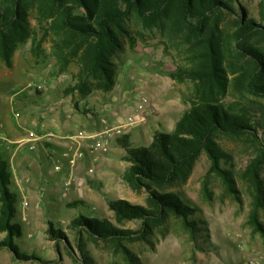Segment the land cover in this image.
<instances>
[{"label": "trees", "instance_id": "1", "mask_svg": "<svg viewBox=\"0 0 264 264\" xmlns=\"http://www.w3.org/2000/svg\"><path fill=\"white\" fill-rule=\"evenodd\" d=\"M35 13L37 28H31L29 13ZM254 17L242 0H0V59L12 66L17 46L28 40L31 52L40 57L41 45L51 44L55 62L49 74L56 76L76 66L74 84L66 93L86 97L94 90L109 91L115 83L114 57L123 49V39L133 42L130 21L156 27L167 36L182 56L171 75L179 81H191L186 96L188 108L171 131L155 132L147 145L133 146L129 134L117 137L126 151L129 165L123 175L135 189L147 193L146 204H134L119 198L108 202L115 222L109 218L79 213L67 228L74 234L79 264H95L87 243H107L133 257L125 243L148 234L158 220L175 216L195 233V221L189 219L193 207L175 191L164 188L183 184L191 175L202 152L210 159L211 169L226 180L230 171L221 166L225 156L220 140L240 141L255 156L245 168L251 195L249 221L264 237L259 210H264V0H258ZM231 97V98H229ZM77 106V104H75ZM7 159L0 153V249L8 248L15 259L34 255L23 253L14 243L22 234L15 221L18 196L10 187ZM232 181V180H231ZM230 185V184H229ZM75 201L72 207L82 205ZM130 220H140L137 230L121 228ZM50 239L70 243L63 228L49 223Z\"/></svg>", "mask_w": 264, "mask_h": 264}, {"label": "rangeland", "instance_id": "2", "mask_svg": "<svg viewBox=\"0 0 264 264\" xmlns=\"http://www.w3.org/2000/svg\"><path fill=\"white\" fill-rule=\"evenodd\" d=\"M254 17L258 15V0H242ZM35 13H29L31 28H37ZM133 42L123 39V49L114 57L115 83L111 90H94L89 93V102L81 100L78 94V107L72 96L73 107L87 118H91L99 130L102 129L101 117L106 116L111 122L119 116L133 111L139 94H146L151 100L150 113L145 122L132 128L128 133L129 142L133 146L147 145L155 132L171 131L175 122L188 108L186 96L192 90L189 80L179 82L172 77L177 64H181L182 56L173 42L156 27H145L130 21ZM40 57L31 52L30 40L17 46L12 56V66L7 67L0 59V117L4 108L8 109L10 119L15 111L28 113L26 107L16 106V100L27 98L23 88L46 92L49 98H57L60 92L74 84L72 74L76 66L70 64L67 71L51 76L49 70L55 59L51 55V44L45 40L41 45ZM48 72V73H47ZM48 76L54 86L60 82L58 89L48 85ZM51 82V81H50ZM51 82V84H53ZM29 83L31 85H29ZM38 86H41L40 88ZM20 91V93H17ZM37 92V91H36ZM17 93V94H15ZM35 93V92H34ZM72 93V92H71ZM67 95V94H66ZM87 97V96H86ZM231 98V97H229ZM12 100V102H11ZM84 127V126H83ZM79 127L80 129H84ZM78 128V129H79ZM225 156L220 163L231 173V180L211 169L210 159L202 152L197 159L191 175L185 183L164 188L175 191L190 204L194 211L189 219L195 221V233L192 237L182 221L169 216L158 220L150 232L140 239L125 243L133 262L122 252H116L103 242H88L86 249L95 264H264V237L255 231L249 221L251 195L245 168L255 153L240 141L228 138L220 140ZM0 148L4 144L0 142ZM39 149L37 154H39ZM126 151L117 137L112 138L108 151L97 154V160H82L73 171L72 180L67 184V171L55 172L52 180L39 183L27 180L31 176L23 165L9 168L12 173L11 188L19 191L16 204L17 221L22 234L14 237L23 253L34 255V258L19 260L20 264H79L68 253L78 258L73 231L67 226L71 219L82 213L90 217L109 218L115 222L108 202L119 198L134 204H146L147 193L143 189L132 188L123 175L129 165L125 159ZM7 159L5 156H3ZM47 174L54 172L53 160L47 159ZM63 164L66 166L65 161ZM51 165V166H50ZM89 166L94 167L92 174H87ZM261 178L264 180V162L261 167ZM27 185L25 196H21L22 185ZM30 187V185H32ZM230 184V185H229ZM23 200L28 205L23 207ZM82 205L72 207L75 201ZM259 217L264 224V210H259ZM63 228L68 234V246L50 239L47 233L49 223ZM121 228L137 230L140 220H130L117 224ZM5 233H0V240ZM70 249V250H71Z\"/></svg>", "mask_w": 264, "mask_h": 264}, {"label": "crops", "instance_id": "3", "mask_svg": "<svg viewBox=\"0 0 264 264\" xmlns=\"http://www.w3.org/2000/svg\"><path fill=\"white\" fill-rule=\"evenodd\" d=\"M60 77L61 76L59 75V80L62 79ZM50 81L53 82V80H50V77L48 76L49 88L51 89V87H54L57 90L60 82H57V85L54 86V82L51 84ZM29 85L31 84L29 83ZM38 87L40 88L41 86ZM23 89L24 92L22 93H25L27 98L18 99L16 100L15 104L21 108L25 106L26 110H28V113L25 114L15 111L19 112L21 117L16 118L14 112V117H11L10 119V113L8 112V109L4 108L3 113L1 114L2 116L0 117V134L4 135L8 140H17L28 136L29 132L33 131L34 129L38 132H51L54 135L53 141L51 143L48 142L47 144L39 141L35 151L22 150L20 152H15L13 145L9 144L8 142H2L5 148H0V153L7 158L8 168H13L15 172V165L17 167L23 165L25 170L29 171L28 174L31 176L30 178H27L29 182L38 181L37 174L39 171V180H41L39 183L45 184V182H48V180H52L56 171H52L49 172L51 174H47V171L50 170V168L47 170L49 165L46 163V161L47 159L53 160V158L46 153L44 145H51L57 147L59 150H65L67 148L77 146V144L73 143V141L68 137L71 133L80 130L79 127L84 126V130L89 133H96L98 132V129L94 125L95 121H93L91 118H87L73 107V103H71L72 96H74L76 99V107H78V102L80 101H78L79 97L77 92L66 93L67 95L63 94V92H60L59 96L53 100V98H49L46 92L42 93L39 90H36V92L29 86H25ZM17 93H20V91ZM81 100L89 102V95H87V97H83ZM80 147L85 153V156L82 160H97V152H91L84 143H82ZM38 149L40 152L39 154H37ZM51 167H53V165ZM11 178L12 173L10 174V187H12ZM31 183L32 182L29 184ZM20 185H22L21 196H25V191L28 193L33 191H27V185L23 187L25 184ZM32 186L33 184L30 185V187ZM16 193L17 196H20L19 191H16ZM18 261L19 260L13 257L12 252L8 248L3 247L0 249V264H18ZM20 263L22 262H19V264ZM218 264L229 263L218 262Z\"/></svg>", "mask_w": 264, "mask_h": 264}, {"label": "built area", "instance_id": "4", "mask_svg": "<svg viewBox=\"0 0 264 264\" xmlns=\"http://www.w3.org/2000/svg\"><path fill=\"white\" fill-rule=\"evenodd\" d=\"M151 100L146 94H139L133 111L127 115L119 116L116 120L111 122L106 116L101 117L102 129L96 133H89L84 129L77 130L69 135L73 143L77 144L75 147L59 150L57 147L51 145H44L46 153L53 158V169L56 172L67 171L70 178L67 179L68 184L72 180L73 171L79 166L81 159L84 158L85 153L81 149V144L87 145L91 152L104 153L108 151V145L112 138L122 136L128 133L132 128L144 123L147 116L152 113ZM16 118H20L21 114L15 112ZM54 135L51 132H38L33 129L28 136L17 140H8L4 135L0 134V142H8L13 145L15 152L22 150L35 151L37 143H51ZM56 156V157H54ZM65 161L66 166L63 164ZM94 167L89 166L86 170L87 174H92ZM23 207L28 205L26 200H23Z\"/></svg>", "mask_w": 264, "mask_h": 264}]
</instances>
